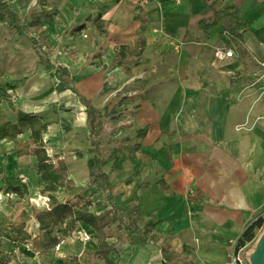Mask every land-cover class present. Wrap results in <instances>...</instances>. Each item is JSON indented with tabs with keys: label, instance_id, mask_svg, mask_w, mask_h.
I'll return each instance as SVG.
<instances>
[{
	"label": "crops",
	"instance_id": "obj_1",
	"mask_svg": "<svg viewBox=\"0 0 264 264\" xmlns=\"http://www.w3.org/2000/svg\"><path fill=\"white\" fill-rule=\"evenodd\" d=\"M42 3L50 13L56 12L51 20L40 17L41 26L48 34L52 51L57 50L64 58L56 64L51 55L49 59L55 66L63 64L70 69L79 92L100 110L103 107L97 106V100L107 83L106 87H114L119 82L121 87L109 90L106 101L119 92L130 97L121 106L125 112L120 119L124 124L121 131L125 134L131 127L137 137L139 145L129 170L139 184L135 189L137 202L129 204L139 207V224L150 237L138 246L126 241L129 248H137L131 264H146L151 255L154 264H163L162 245L169 247L168 255L176 264L181 263L176 256L186 264H232L234 245L256 217L264 213V96L261 89L245 88L246 77L236 76L235 64L230 60L233 58L215 57V49L230 40L224 36L229 18L208 34L201 28V21L211 20L215 11L235 13L252 32L245 42L246 57L264 65V0H9L12 10L30 20L42 12ZM80 26L84 28L78 30ZM11 32L14 39L10 47L14 48L11 43L20 45L25 40L27 50L36 54L29 39ZM120 47L126 50L117 57ZM17 51L14 48L11 59L5 62H13L15 67L23 64V56L16 57ZM45 65L51 67V76L46 77L45 68L42 69L34 85H26L28 73L22 67L0 72V77L19 82L18 89L10 91L15 106L44 116L50 123L44 113L48 105L38 103L53 95L51 109L72 111L85 116L87 122L78 97L70 90L58 94L54 66ZM107 67L115 69L106 73ZM156 78L162 80L159 85ZM130 79L132 83L122 88ZM141 79L143 82L136 88ZM79 80H83L82 85ZM68 93L71 96L67 100H58L59 95ZM0 110L7 112L9 121L17 123L18 114L10 110L7 102L0 104ZM69 121L65 120L63 131L71 127ZM145 126L147 134L139 138L137 132ZM29 135L30 132L20 139ZM48 136L46 143L51 155L57 147L48 143ZM59 140L57 137L55 141L59 144ZM14 147L13 142L0 140V192H7L9 184H13L20 186L26 196L24 176L33 171L24 166L29 156L19 158ZM39 178L43 184L41 175ZM12 194V198L0 201V227L7 223L5 220L14 208L8 206L20 204L18 199H11L22 197ZM97 194L109 208L104 195ZM113 195L117 196L114 186ZM129 204L124 208L117 203L123 209H128ZM65 226L57 228L66 231ZM84 227L95 236L91 227ZM26 230L33 241L40 233L45 234L36 219L28 222ZM59 236L63 235L56 237ZM2 237L0 232V240ZM96 241L94 237L84 246L66 240L59 253L53 251L55 242L51 256L57 259L55 264H74L76 257L96 248ZM7 242V251L3 247L0 251H37L26 242ZM150 243L157 245L159 256ZM249 246L243 251L247 260L252 254Z\"/></svg>",
	"mask_w": 264,
	"mask_h": 264
},
{
	"label": "trees",
	"instance_id": "obj_2",
	"mask_svg": "<svg viewBox=\"0 0 264 264\" xmlns=\"http://www.w3.org/2000/svg\"><path fill=\"white\" fill-rule=\"evenodd\" d=\"M42 12L32 16L31 20L19 15L9 5V0H0V26H3L20 37H25L32 42L33 49L45 64L53 65L55 76L58 80L56 91L61 94L70 90L78 97V100L85 108L87 114V124L89 127L88 141L90 148L88 154L92 158L88 162L89 182L86 187L81 188L80 192L73 195L67 201H60L56 194L64 189L67 192L75 188V183L70 177V167L67 161L58 155H50L49 147L46 143V137L49 134L50 123L44 116L24 112L18 109L13 101L10 91L18 89L16 80L10 81L0 77V104L7 102L10 110L18 114L17 123L8 120L7 112L0 110V140L7 139L15 144L13 152L19 157L31 156L37 161V168L42 177L43 194L50 198L49 207L45 210H39L34 206L30 209L24 208L20 211L18 219L13 223H1L4 227H9L10 237L8 239L15 244H24L31 240L32 236L27 232L28 222L36 219L39 222L41 232L49 233L54 228L64 227L68 233L77 228V225H87L95 232L96 248L88 251L86 256L94 257L103 262V264H119L112 254L116 253L117 244L122 237H125L127 243L131 246H138L147 243L150 240L149 233L139 224V207L135 204H129L128 209L119 207L116 203V197L113 195V184L110 176L104 171L106 160L101 148V138L104 131V115L102 111L96 108L92 101L82 95L72 77L70 69L59 64L55 66L49 59V54L53 47L48 39L47 32L42 28L40 17L51 20L54 13H50L44 3H42ZM229 18V28L233 39L227 43V47L235 49L236 56L244 59L247 55L245 42L251 37L252 32L242 23L237 15L231 11H215L211 20H202L201 28L206 34L216 26L223 24L224 20ZM97 24L100 21L96 20ZM84 26L78 27V30ZM101 33L106 31L101 28ZM241 32V33H240ZM126 47H120L117 57L124 52ZM148 131L145 126L138 130L137 136L143 138ZM30 132L26 139H20V136ZM159 184L164 186V182ZM87 188H93L96 193H102L105 201L109 205V210L100 214L92 213L90 210L92 200L84 197L82 194ZM8 193H15L24 198L25 193L18 185L9 184ZM116 224L122 231V235L116 242H111L112 235L109 234L112 225ZM264 225V214L251 223L243 232L237 241V247H246L252 242L257 230ZM58 237H56V241ZM55 244V243H54ZM164 256L163 264H176L169 257L170 249L167 245L161 246ZM65 264L64 261H60ZM67 263V262H66Z\"/></svg>",
	"mask_w": 264,
	"mask_h": 264
},
{
	"label": "rangeland",
	"instance_id": "obj_3",
	"mask_svg": "<svg viewBox=\"0 0 264 264\" xmlns=\"http://www.w3.org/2000/svg\"><path fill=\"white\" fill-rule=\"evenodd\" d=\"M225 32L226 34H228L229 39H233V35L231 34L232 32L230 28L225 30ZM13 39H14V34L11 31H8L4 28L3 29L0 28V72L1 71L4 72L8 70L14 71L22 67L24 69L23 72L28 73L26 75L28 76L26 78L27 79L26 85H34V83L36 82L35 81L36 75H38L44 68L45 70L43 71L45 72L46 77H50L51 67L43 64L42 60L38 55L34 54L33 52H30V50H27L26 48L27 44L25 40H23V42H21L20 45L11 43L14 45L13 47L18 50L16 57L23 56L21 60L23 64L21 65L16 64L15 67V64H13V62L12 63L5 62L11 59L10 55L14 51V48L9 46L10 41L11 40L13 41ZM87 39L90 40L89 38ZM50 55L55 64L58 61H60V59H64L61 58V54H59L57 50L51 51L49 56ZM230 60L235 64L236 67L235 70L237 73L236 76L238 77L239 75L242 74L243 77H246V82H244V85H246L245 88L246 89L257 88L259 90L261 89L262 92L260 94L261 96H264V65L259 63V61L255 60L253 57H248V56L244 61H242V59L239 58L238 56ZM156 68H158V66H156ZM113 69L112 67H107L106 73L113 71ZM138 69H140L141 72H145V70H143L142 67H138ZM247 73H249V76L247 75ZM142 80L143 79L136 82L137 83L135 85L136 88H138L137 85L143 82ZM155 80H156V85H159L162 82L161 78H156ZM79 82L81 85L83 84V80H79ZM131 83L132 80L130 79L129 83L127 85H124L122 88L126 89V87ZM107 85L108 83L105 84L103 89H101L99 98L97 100V106L103 107L101 108V110L104 114V134L101 140L102 141L101 146L103 148L104 156L106 160L104 170L110 175L113 186L115 187V191L117 194L116 201L118 205L127 208V204L137 202L135 189L139 184V179L136 177L135 174L131 173L129 168H130L131 160L136 154L137 146L139 145V143L137 137L135 136L133 128L131 129L130 127L129 131H126L125 134H123V132L121 131V128L124 126V124L121 123L120 119L123 116V114H125L121 106L130 97H125L122 95V93L120 94L119 92L117 96L110 98L109 100L106 101V98L109 95V90L112 91L116 90L117 88L121 87V83L119 82L116 83L114 87H106ZM70 96L71 94L69 93L67 96H65V94H62L58 96L59 97L58 100L64 102V100H67L68 97ZM52 99H53V95L52 96L50 95L48 96L47 99L43 100L41 103L38 104L39 106L42 105L45 106V104L48 105L47 106L48 108L45 106L46 111H44V113L48 116V119L50 120V133L47 138V141L48 143H50V145H53V143H55V146L57 147L56 150L53 149V151H51V155L61 156L68 162L70 166V176L74 180L75 188L74 190L68 192L64 189H61L56 194V196L60 201H67L68 199L72 198L74 194L80 192L81 188H83L88 182L87 163L92 158V156L87 153L90 147V144L88 142L89 127L86 122V118L83 115L80 114L74 115L73 113H71L72 111H67V110H65V112L63 113L59 110V108L58 110L57 108L51 109L50 103H52L51 102ZM105 102L107 104L104 107ZM139 110L140 108L138 107V112ZM138 112L137 111L134 112V116L137 115ZM67 119L70 120L69 123L71 127L68 130L63 131L66 128L62 126V123L63 124L67 123L65 122V120ZM123 121H127L126 118H124ZM27 135L28 133L24 136L27 137ZM57 137H59L60 139L59 144L57 143V141H55ZM24 166L29 171L30 170L33 171V172H29L24 176L26 180L24 183L26 196L20 199L17 197L11 199V202L17 201L18 199L19 202L17 203L20 204L14 206V203H11L8 206L14 208L8 214L7 219L5 220L7 221V223L15 222L18 219V215L20 211L24 208L30 209L31 206H34L38 209L40 208L35 203L33 198L34 194L37 191L38 194L47 198L45 201L46 203L45 206L41 209L48 208L50 204V199L48 200L47 197L48 195L43 194L41 192L42 182H40L39 180L40 174L37 169L36 159L31 156L27 157L24 160ZM82 195L92 200V204L90 207L92 212L100 213L109 209L108 206L104 205L102 196L100 194L95 193L93 189L87 188ZM0 232H2V236H3L2 239L0 240V248L3 247L4 249L5 243L7 241H10L9 239H7L8 237H10L9 227L8 226L7 228L0 227ZM67 232L68 231H60V229L54 228L52 232H49L47 234L40 233L34 241L31 240L26 242L27 246H31L32 248H35V250H37L36 252L34 251L35 252L34 254H24L22 251H20V249H18V251L12 250V252H4L2 250L0 251V264H55V260L57 259H54L51 256V248L54 246L53 244L56 241V236L57 235L66 236L68 235ZM109 234L113 236L110 241L116 242L117 239L122 235V231H120L118 229V226L114 224L112 225ZM249 244L251 245L249 246V249L252 251L249 260L246 259L244 252H242V254L245 257V264H256L255 262H257L256 261L257 258L261 257L264 250V225L262 228L257 230L255 239ZM150 246L152 247V249H155L156 253H158L159 256L160 251H157L155 247L157 245L154 246L153 243L152 244L150 243ZM147 247L148 246H146V248ZM127 249H132V251L127 253L126 252ZM4 250H6V248ZM138 250H143V248H138ZM136 252H137V248H129L126 244L125 238L122 237L119 240V243L117 244L116 253H113L112 256L113 259L119 264H131V260L133 259V256L135 255ZM232 256H231V262L233 264ZM75 259L76 261L74 264H103L102 261L94 257H88L86 255L81 257H76ZM176 259H178V261L181 262L180 264H186L183 258L179 259V257L176 256ZM186 259H188V256H186ZM153 261H154V257L151 255L147 259L146 264H154ZM57 263H59V261H57L56 264Z\"/></svg>",
	"mask_w": 264,
	"mask_h": 264
},
{
	"label": "built area",
	"instance_id": "obj_4",
	"mask_svg": "<svg viewBox=\"0 0 264 264\" xmlns=\"http://www.w3.org/2000/svg\"><path fill=\"white\" fill-rule=\"evenodd\" d=\"M224 36L229 40L228 34L224 32ZM215 57L220 60L228 59V58H235L236 57V51L235 49L228 48L227 45L224 47H219L215 49ZM14 195L12 193H8L6 191L0 192V201H3L5 199L12 198ZM47 199V198H46ZM49 200V198H48ZM264 214V213H263ZM263 214L256 217L259 218ZM255 219V220H256ZM254 220V221H255ZM66 240L73 241L75 243H80L84 246L88 245L92 241H94V236L90 230H88L84 225H77V228L74 229L72 232L68 233L66 236H59L58 241L56 245L53 247V251L55 253H59L62 250V246L66 242ZM244 248H238L237 244L233 247V264H245V257L242 254L244 251ZM57 264H64L63 262L57 263Z\"/></svg>",
	"mask_w": 264,
	"mask_h": 264
},
{
	"label": "bare ground",
	"instance_id": "obj_5",
	"mask_svg": "<svg viewBox=\"0 0 264 264\" xmlns=\"http://www.w3.org/2000/svg\"><path fill=\"white\" fill-rule=\"evenodd\" d=\"M66 125L67 123H64L63 124V127L66 128ZM34 201L35 203L40 207V208H43L45 206V201H46V198L41 196L40 194H38L37 192L34 194ZM30 228L32 227L31 224L29 226Z\"/></svg>",
	"mask_w": 264,
	"mask_h": 264
},
{
	"label": "water",
	"instance_id": "obj_6",
	"mask_svg": "<svg viewBox=\"0 0 264 264\" xmlns=\"http://www.w3.org/2000/svg\"><path fill=\"white\" fill-rule=\"evenodd\" d=\"M256 261H257L255 262L256 264H264V250L261 257L260 258L258 257Z\"/></svg>",
	"mask_w": 264,
	"mask_h": 264
}]
</instances>
